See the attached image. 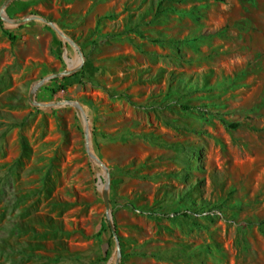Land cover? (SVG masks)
Segmentation results:
<instances>
[{
    "label": "rangeland",
    "instance_id": "374dc122",
    "mask_svg": "<svg viewBox=\"0 0 264 264\" xmlns=\"http://www.w3.org/2000/svg\"><path fill=\"white\" fill-rule=\"evenodd\" d=\"M2 14L0 264H264V0Z\"/></svg>",
    "mask_w": 264,
    "mask_h": 264
},
{
    "label": "water",
    "instance_id": "95a60500",
    "mask_svg": "<svg viewBox=\"0 0 264 264\" xmlns=\"http://www.w3.org/2000/svg\"><path fill=\"white\" fill-rule=\"evenodd\" d=\"M14 0H6L5 3L2 5V9H1V12H0V18L2 19H5L7 20L8 22L10 23H15V24H23V23H26L30 20H37V21H41L43 22L44 24L46 25H49L50 27H52L53 29H55L56 31L57 28L55 27L54 24H52L51 22L47 21V20H43L41 19L40 17H37V16H33V17H30V18H25V19H21V20H18V21H13V20H10L6 17L3 16L2 12L3 10ZM72 71H65L63 73H60V74H57V75H54L53 77L54 78H58V77H62V76H65V75H69L71 74ZM61 104H70V105H73V103H71L70 101H67L65 103H61ZM78 109L79 106L75 105ZM88 139V136H87V133H86V141ZM87 153L89 155V157L95 161H97L101 166H103L101 164V162L89 151V149L87 148ZM104 167V166H103ZM108 187H109V184H108V176L106 178V183H105V186H104V193H103V201H104V205H105V209H106V213H107V216H108V219H109V223L112 224V215H111V210H110V206H109V199H108V195H107V191H108ZM112 234H113V237L115 238V241L116 243H118V238L116 236V232H115V229L114 227H112ZM119 263V258L117 259L116 261V264Z\"/></svg>",
    "mask_w": 264,
    "mask_h": 264
},
{
    "label": "trees",
    "instance_id": "16d2710c",
    "mask_svg": "<svg viewBox=\"0 0 264 264\" xmlns=\"http://www.w3.org/2000/svg\"><path fill=\"white\" fill-rule=\"evenodd\" d=\"M76 75H77V73L74 74V76H76ZM118 242H119V239H118Z\"/></svg>",
    "mask_w": 264,
    "mask_h": 264
},
{
    "label": "crops",
    "instance_id": "0c3cea01",
    "mask_svg": "<svg viewBox=\"0 0 264 264\" xmlns=\"http://www.w3.org/2000/svg\"><path fill=\"white\" fill-rule=\"evenodd\" d=\"M263 263H264V258H263Z\"/></svg>",
    "mask_w": 264,
    "mask_h": 264
}]
</instances>
